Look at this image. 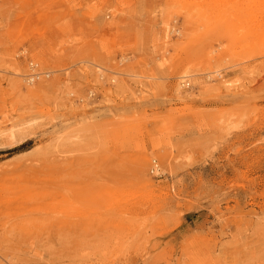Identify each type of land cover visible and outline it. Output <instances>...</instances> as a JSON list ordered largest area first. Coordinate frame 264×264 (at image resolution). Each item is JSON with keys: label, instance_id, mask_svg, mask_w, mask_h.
Returning a JSON list of instances; mask_svg holds the SVG:
<instances>
[{"label": "rangeland", "instance_id": "1", "mask_svg": "<svg viewBox=\"0 0 264 264\" xmlns=\"http://www.w3.org/2000/svg\"><path fill=\"white\" fill-rule=\"evenodd\" d=\"M260 11L0 0V126L31 123L0 139V264H264ZM232 38L248 59H230ZM199 46L225 57L193 69Z\"/></svg>", "mask_w": 264, "mask_h": 264}, {"label": "bare ground", "instance_id": "2", "mask_svg": "<svg viewBox=\"0 0 264 264\" xmlns=\"http://www.w3.org/2000/svg\"><path fill=\"white\" fill-rule=\"evenodd\" d=\"M260 12L262 13V16L264 17L263 12L262 11H260ZM262 16L261 15H256L254 17L255 20H256L255 26H256L257 30H258L259 27L264 28V24H262V22L259 21L262 18ZM244 24H245V22H244ZM240 29H244V28H240ZM239 32H242V31L240 30L237 33H239ZM231 41L234 43L233 45L230 46V48H232V52L229 55L231 60H233L234 58H237V57L244 58L245 55H247L246 59H248V54H252L253 53L252 51L245 50L246 47H247L246 45H242L241 44L240 46H238L239 44H237L236 39L232 38ZM239 47L242 48V49L237 50ZM221 49H222V47L218 48L217 50H215L213 52L210 51V55H209V53H207L205 51V49H203V47H201V46L196 47L195 50H192V51H193L194 57L197 59V61L192 63V68L195 69V68L201 67V66H203L205 64H208L209 62L211 63L212 61H215V64H220V62L225 57V55L223 56V51H220ZM227 58H228V56H227ZM38 59L41 61V62L38 61L40 64L41 63H43V64L47 63V60L42 58V57H39ZM34 63H32V66L38 67L39 64L36 61H34ZM214 74H217L219 79L223 78L221 70H217ZM209 75H211V73ZM190 77L191 76H189V77L188 76H181V77L178 78V82L179 83L177 84V92L179 91V93H180L183 88L185 89V87L186 88L187 87L191 88L192 84H190L188 82L189 80L187 82H185V80L189 79ZM210 79H212V78H210ZM43 89H44V86L41 85L39 87V89H37V90H43ZM28 93L30 95H33V94H36L37 92L36 91H32V90H28ZM227 123H228V121L226 122V124ZM30 128H31V123H29V122H26V123L21 124V125H18V124L16 125V124L13 123V120L8 119V120L4 121L1 124V126H0V139L2 138L5 142H7V143H9L11 145L14 140H16L18 137L22 136L23 133L26 130L30 129ZM161 157H162L163 161L167 165L172 167L173 158H172V156H171V154L169 152L167 153V151L164 150V154H163V156L161 155ZM150 162L151 161L149 160L147 155H143L138 160V165H139L138 168L141 169V174H143L145 177L148 176L147 172H148V167L150 165ZM151 169H152L153 173H157V172L161 171V168L159 167L158 164H156V162H154V164H153ZM172 189H174V187H172ZM74 226H76V227L80 226L84 230H85V228H87V226L84 223H82V225H79V223H76V222H65V223H63V225L61 227L72 228Z\"/></svg>", "mask_w": 264, "mask_h": 264}, {"label": "built area", "instance_id": "3", "mask_svg": "<svg viewBox=\"0 0 264 264\" xmlns=\"http://www.w3.org/2000/svg\"><path fill=\"white\" fill-rule=\"evenodd\" d=\"M33 79H34V77H33Z\"/></svg>", "mask_w": 264, "mask_h": 264}]
</instances>
